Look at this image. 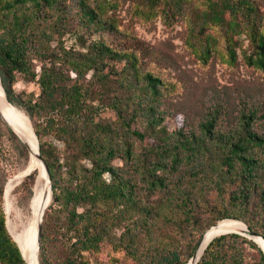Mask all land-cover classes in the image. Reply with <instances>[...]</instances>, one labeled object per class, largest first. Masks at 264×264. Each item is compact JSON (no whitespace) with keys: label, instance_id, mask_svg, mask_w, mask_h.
Masks as SVG:
<instances>
[{"label":"trees","instance_id":"1","mask_svg":"<svg viewBox=\"0 0 264 264\" xmlns=\"http://www.w3.org/2000/svg\"><path fill=\"white\" fill-rule=\"evenodd\" d=\"M127 3L129 18L122 16ZM159 17L171 23L185 19L187 43L206 62L214 53H221L233 64L237 59L236 37L246 34L252 51L244 55L245 60L264 70V0H0L1 83L8 100L25 110L38 136L41 156L50 170L53 202L59 205L55 210H69V240L74 241L66 264H77L78 257L86 251L99 252L105 239L123 248L136 264H188L199 238L183 252L179 246L172 247L177 239L159 235L155 227L160 221L174 219V207L184 215L181 223L192 220L186 206L181 208L178 202L174 205L177 198L184 201L181 177L173 178L169 173L178 172L183 161L207 153L206 163L216 173L211 177L213 186L222 191L225 184L236 185L230 192L231 205L240 212L257 203L260 215V226H256L239 214L221 210L222 215L208 225V230L221 220L236 218L244 219L250 230L264 237V151L260 153L264 150V135L253 128L254 112L243 110L237 126L229 132L215 130L217 116L212 112L200 123V133L181 129L175 137L169 134L162 126L165 82L142 66L141 48H137L140 39L135 32L137 22H152ZM72 25L78 28L82 49L46 46L51 34ZM33 51L43 61L39 74L32 65ZM107 59L123 66L115 74L106 71L101 64ZM18 72L28 79L38 77L41 93L37 100L25 99L15 92ZM105 98L111 99L108 103L122 124L132 129V122L145 117L163 143L138 153L136 142L143 143L150 135L139 129L128 132L134 141L129 136L115 141L114 134L119 129L115 131L110 124L96 119L99 105L95 103ZM42 112L49 115L45 123L37 119ZM54 129L69 136L76 148L75 156L91 163L90 167L78 165L77 156L73 158L69 167L72 186L59 185L58 168L44 141V136ZM11 133L16 137L12 130ZM118 154L135 162L132 174L113 164ZM196 168L193 166V170ZM37 175L35 171L25 181L35 183ZM4 192L0 182V264H26L8 229ZM157 193L161 195L154 198ZM47 210L42 223L41 264L46 259ZM126 216L132 224H127L129 227L118 238H109V228L128 220L123 218ZM238 240L256 249L258 264H264V250L238 233L215 237L197 264L237 263L240 252L234 244ZM142 250L145 255L140 253Z\"/></svg>","mask_w":264,"mask_h":264},{"label":"rangeland","instance_id":"2","mask_svg":"<svg viewBox=\"0 0 264 264\" xmlns=\"http://www.w3.org/2000/svg\"><path fill=\"white\" fill-rule=\"evenodd\" d=\"M128 5L129 3L125 5L122 16L127 15L129 18ZM135 32L140 39L137 48H141L142 66L159 74L165 82L162 87L164 98L161 109L165 118L162 126L169 134L175 137L176 132L181 129H184L186 133H200V123L212 112H216L217 116L215 130L217 132H229L237 126L242 111L245 110V112H254L253 128L259 134L264 135V70L249 65L245 60L244 55L252 51L246 34L236 37L237 59L232 64L221 53H214L207 62L200 60L187 43L188 31L185 19L173 23L167 21L164 17H159L152 22L139 21L135 25ZM51 35V39L48 38L46 43V46L50 49H60L62 45L82 49L76 26L72 25L67 30L62 29ZM88 42H90V39ZM31 61L39 74L43 63L42 58L33 51ZM122 66L121 62L113 59H107L101 64L104 70H110L109 72L113 74L117 73ZM72 76H75V73H72ZM90 76L91 74L88 75V79ZM94 88L98 89V86L95 85ZM14 89L17 94L25 99L37 100L41 93L38 77L28 79L20 72L16 74ZM110 101L111 99L105 98L95 103L99 105V113L96 119L104 124H110L115 131L119 129L118 133L114 134L115 141H120L128 136L131 141H134L133 136L128 132L139 129L149 132L150 135L147 136L145 142H136L135 150L138 153H141L145 147H157L163 143L156 136L158 133H154V129L149 126L145 117L132 122V129L127 126L128 124H122L116 110L109 105L108 102ZM53 115L55 116V114ZM48 116L46 112H42L37 117L38 122L45 123ZM11 130L13 131L1 117L0 182L4 184V191L7 182L21 173L30 160L29 149L14 131L16 137L12 135ZM173 137L170 141L173 140ZM44 141L58 168L59 185L63 187L72 186L69 167L73 158L77 156L74 155L76 152L75 145L68 135L56 129L44 136ZM263 151L261 150L260 153L263 154ZM199 160L203 163L199 164ZM208 161L209 153L200 158H192L190 161L185 160L179 167L178 172L169 173L173 178H176V176L181 177V196L184 201L181 203V198H177L173 200L174 205L178 202L177 206H180V204L181 208L186 206L193 217L190 222L181 223L184 215L179 207H174V212H176L174 219L171 222L160 221L155 228L159 235H170L173 239H177L178 242L173 244L172 247L179 246L183 252H186L189 244L196 239L199 238L200 243L204 233L208 230V225L222 215L221 210L239 214L245 220L260 226L257 203H253L243 211H237L236 207L234 208L230 203V192L235 189L236 185L225 184L222 191L218 186L214 187L211 177L215 176L216 173L207 165L206 162ZM75 162L78 165L83 163L85 166H91L88 160L80 156H77ZM113 164L124 168L131 174L135 167V162L126 160L123 154H118L114 158ZM196 165L197 168L193 170V166ZM199 165L200 167H198ZM195 170H198L199 173L193 175ZM106 178L109 181L112 180L110 174H106ZM25 179L17 185L11 199H13L17 208L24 213V216L29 218L35 183L31 179L26 181ZM160 195L161 193H157L154 198H158ZM4 203L5 199L3 198V205ZM51 203L46 217L48 236L45 243V264H66L72 256L71 244L74 241V239L69 240L72 236L68 231L69 210L67 208L55 210L59 208V205L53 202V189ZM123 218L128 220H123L121 223L120 220L113 223L109 228V238H118L127 224H132V219L127 216ZM229 219L243 221L248 225L244 219ZM193 221L197 223H193ZM15 222V219H13L11 226ZM11 231L9 230L14 237L13 231L15 230ZM137 231L140 235H143L140 230ZM200 234L202 235L201 239ZM247 238L255 241L249 237ZM234 246L238 247L240 252L238 261L235 264H258L260 256L256 249L250 248L242 240H238ZM141 249L144 248L141 247ZM140 253L145 255L144 250ZM39 263L41 264L40 257ZM77 264H136V262L123 248L117 247L111 244L109 239H105L99 252L86 251L83 257H78Z\"/></svg>","mask_w":264,"mask_h":264},{"label":"bare ground","instance_id":"3","mask_svg":"<svg viewBox=\"0 0 264 264\" xmlns=\"http://www.w3.org/2000/svg\"><path fill=\"white\" fill-rule=\"evenodd\" d=\"M0 111L3 116L9 120L13 125L20 130L18 135L28 145L30 151V160L26 168L18 175L11 178L6 186L4 192L5 210L7 213V222L9 230L13 231L14 239L19 244L22 253L26 259V264H39V242L38 230L41 219L43 218L47 208L52 202V192L49 189V182L46 170L38 158L39 141L35 134L33 125L27 113L16 105L10 104L6 99L5 90L0 79ZM35 171L38 172L37 179L34 185V195L32 197L30 207L31 214L27 218L24 213L17 208L11 195L16 189L17 185ZM13 219L15 224L11 226ZM219 225V227H218ZM246 225L243 221L235 219H225L219 224L211 227L206 231L205 236L200 242L197 253L194 259L189 261L188 264H197L201 259L206 247L211 240L216 237L220 230L230 231H245ZM12 232V231H11ZM264 250V240L260 236H253V238Z\"/></svg>","mask_w":264,"mask_h":264},{"label":"water","instance_id":"4","mask_svg":"<svg viewBox=\"0 0 264 264\" xmlns=\"http://www.w3.org/2000/svg\"><path fill=\"white\" fill-rule=\"evenodd\" d=\"M4 88V87H3ZM5 90V89H4ZM5 94H6V92H5ZM6 99H7V101L10 103V104H12L9 100H8V98H7V96H6ZM0 116L2 117V119L13 129V131L18 135V132L20 133V130L19 129H17V127L15 126V125H13L9 120H7L4 116H3V114H2V112L0 111ZM30 119V118H29ZM35 131V130H34ZM35 134H36V132H35ZM36 136H37V134H36ZM18 137L22 140V142L26 145V143L23 141V139L20 137V135H18ZM37 138H38V136H37ZM38 141H39V139H38ZM27 146V148L29 149V147H28V145H26ZM38 158L41 160V162H42V164H43V166H44V168H45V170H46V173H47V176H48V182H49V189L51 190V192H52V180H51V175H50V170H49V167H48V164L46 163V161L43 159V157L41 156V153H40V144H39V152H38ZM44 218V217H43ZM43 218L41 219V222H40V224H39V230H38V242H39V251H40V243H41V233H42V223H43ZM245 224V223H244ZM246 225V224H245ZM247 227H246V230L245 231H243V232H241V231H230V230H220V232H219V234L217 235V236H220V235H223V234H228V233H238V234H241V235H244V236H247V237H249V238H253V236H260V238H262L263 240H264V237L262 236V235H259V234H257V233H255V232H253L252 230H250V228L248 227V225H246ZM218 227H219V225H218ZM206 233V232H205ZM205 233H204V235H203V237L205 236ZM216 236V237H217ZM215 238V237H214ZM213 238V239H214ZM203 239V238H202ZM212 239V240H213ZM211 240V241H212ZM202 241V240H201ZM200 241V242H201ZM200 244V243H199ZM199 244H198V246H199ZM210 244V243H209ZM208 244V245H209ZM198 246L196 247V249H195V251H194V254H193V256H192V258L190 259V261L192 260V259H194L195 258V256H196V253H197V249H198ZM207 248V247H206ZM21 249V248H20ZM22 251V250H21ZM22 255H23V253H22ZM23 257H24V255H23ZM24 259H25V257H24ZM25 261H26V259H25ZM40 264V263H39Z\"/></svg>","mask_w":264,"mask_h":264}]
</instances>
